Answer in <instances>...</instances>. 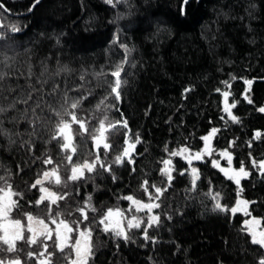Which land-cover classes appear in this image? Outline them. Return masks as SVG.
<instances>
[{"label": "trees", "instance_id": "1", "mask_svg": "<svg viewBox=\"0 0 264 264\" xmlns=\"http://www.w3.org/2000/svg\"><path fill=\"white\" fill-rule=\"evenodd\" d=\"M35 2L0 0V175L10 173L13 187L25 192L24 210L33 211L26 201L39 195L28 186L52 167L43 159L62 160L52 136L57 113L63 115L73 101L80 100L77 115L90 128L104 114L111 121H127V129L108 134L113 148L102 156L106 163L122 151L126 132L133 140L138 135L141 143L132 153L134 163L113 165L111 173L81 181L79 196L70 197L72 207L89 194L101 210L128 209L130 202L120 197L130 194L148 202L142 181H149L150 191L152 183L161 185L159 170L169 153L181 146L200 151L201 137L215 127L211 157L192 165L200 175L195 191L186 160L172 157V186L154 209L160 224L148 230L156 242L143 239L144 225L132 229L128 241L97 230L94 264H259L264 249L241 231L250 217L214 212L208 193L216 190L229 207L235 202L237 186L211 165L227 149L233 168L243 161L251 172L241 181L239 197L250 202L252 217L264 221V176L251 163L264 159V113L259 112L264 107V0H189L187 5L183 0H114L115 6L106 0ZM13 26L19 30L13 32ZM120 44L130 51L116 101L110 73L125 60ZM225 91L228 104L236 103L229 110L239 123L224 111ZM256 131L260 140L254 139ZM74 143V161L92 158L90 137L77 136ZM70 190L75 193L76 187ZM133 214L145 216L135 209L126 213Z\"/></svg>", "mask_w": 264, "mask_h": 264}, {"label": "snow or ice", "instance_id": "2", "mask_svg": "<svg viewBox=\"0 0 264 264\" xmlns=\"http://www.w3.org/2000/svg\"><path fill=\"white\" fill-rule=\"evenodd\" d=\"M36 2L38 3L39 0ZM106 2L115 6L114 0H106ZM120 2L122 0H115V3ZM188 3L189 0H183L184 5ZM3 8L4 6L0 4V9ZM5 11L7 10L5 9ZM18 30L16 26L12 27L13 32ZM116 42L119 43L118 38ZM120 47L124 48L125 60L117 64L115 70L110 73L115 78L111 94H114L116 101L121 99L120 89L123 83L121 74L124 64L127 62L126 54L130 51L126 45L120 44ZM245 83L250 85L251 81H245ZM217 91L220 90L217 89ZM229 95L228 91L223 92L224 111L228 112L233 122L239 123V119L229 110L236 107V103L228 104ZM244 99L249 104L252 103L247 94L244 95ZM101 103L103 104V101ZM37 105H39V101H37ZM79 105L80 100L73 101L68 108L64 109L63 115L57 113L60 119L52 139L59 144L63 156L61 162L56 163L52 156L47 155L42 163L45 166L52 165V167L43 170L38 174V178L28 186V191L36 189L39 193L34 200L26 201L28 207L33 211L24 210L21 201L25 200V192L18 191L13 187L11 174L0 175V264H57L58 260H62L63 264H94L97 248L94 243V233L97 230L105 236L111 235L128 241L131 239L130 231L141 229L144 225L143 239L155 243V239L149 236L148 230L152 227H159L160 224V215L155 213L154 209L161 207V197L172 186L173 173L176 171L172 157L181 156L186 159L190 169V190H196L200 175L198 168L192 166L193 161H204L205 156L211 157L212 151L209 148V142L218 132L215 127L209 134L201 137L204 141L202 150L193 153L191 149L185 147L169 153V158L162 161L164 166L159 170L161 177L164 178L161 181L162 186L152 183V191H150L149 181L147 179L142 181L141 188L146 194L148 202L136 199L134 195L130 194L120 197V199L130 202L128 209L115 206L101 210L95 207L92 195L89 194L83 199V202H77L75 207H72L69 203L70 197L79 196L81 181L86 183L93 180V174L111 173L113 165H120L125 161L129 164L134 163L132 153L135 151L136 145L141 143L138 135L133 140L132 136L126 132L125 146L122 151L115 156L111 164L106 163L104 158L108 157L109 151L113 148V145L109 143L108 134L118 131L120 128L127 129V121H111L108 115L104 114L99 119L98 126L90 128L89 122L77 115L76 110ZM108 107L110 106L106 105L105 109ZM259 112L264 113V107H260ZM73 125H78V127L74 128ZM77 136L91 138L95 147V153H89L91 159L73 160L77 154L74 143ZM254 139L260 140L261 132L256 131ZM247 146L251 147V141ZM101 149H103V153H101ZM165 151L168 152V149L166 148ZM182 153L187 155L182 156ZM220 156L226 159L228 167H221L220 161L217 159H212L211 165L218 168L228 180L237 186L238 199L234 206L229 207L221 203L219 192L212 194L210 191L208 195L213 201L212 210L225 214L230 213L232 216L242 212L246 217H250L242 222L241 231L250 237L251 244L264 249V226H262L264 221L252 217L248 211L250 202L239 198L243 191L241 181L249 178L251 172L246 170L243 161L238 169L232 168L233 155L227 149L223 150ZM249 156L251 157V153ZM251 163L252 167L258 169L259 174L264 176V160L258 163L252 159ZM187 171L188 169L182 170L179 175L183 176ZM112 179L115 181L116 177L113 175ZM72 186L76 187L75 193L70 190ZM62 201L65 203V207H61ZM133 209L136 213H145V216L139 217L133 214L129 217L126 215ZM90 213L93 214L91 218ZM259 264H264V259H261Z\"/></svg>", "mask_w": 264, "mask_h": 264}, {"label": "rangeland", "instance_id": "3", "mask_svg": "<svg viewBox=\"0 0 264 264\" xmlns=\"http://www.w3.org/2000/svg\"><path fill=\"white\" fill-rule=\"evenodd\" d=\"M203 147H204V145H203ZM203 147H202V149H203ZM183 148H185V146H181V147H179V148H176L175 149V151H179V150H181V149H183ZM201 149V150H202ZM193 153L194 152H196V151H194V150H191ZM222 151H219V153H218V156L217 157H215V158H212V159H217V160H219L220 161V165H221V167H225V168H227L228 167V165H227V161H226V159L225 158H223V157H221L220 156V153H221ZM187 154H185V153H182V156H186ZM184 159V158H183ZM186 160V159H185ZM262 160H264V159H262ZM195 161V160H194ZM193 161V162H194ZM259 161H261V160H259ZM259 161H257L258 163H259ZM233 168V167H232ZM234 169H238V168H234ZM223 174V173H222ZM224 175V174H223ZM212 192V194H215L216 193V190H211ZM240 198V197H239ZM237 199H238V197H236V199H235V202L231 205V206H234L235 204H236V201H237ZM241 199V198H240ZM248 219H250V218H248Z\"/></svg>", "mask_w": 264, "mask_h": 264}, {"label": "water", "instance_id": "4", "mask_svg": "<svg viewBox=\"0 0 264 264\" xmlns=\"http://www.w3.org/2000/svg\"><path fill=\"white\" fill-rule=\"evenodd\" d=\"M36 3V2H35ZM34 5V4H33Z\"/></svg>", "mask_w": 264, "mask_h": 264}]
</instances>
